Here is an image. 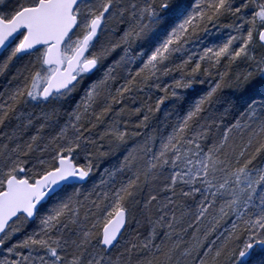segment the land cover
<instances>
[{
	"label": "snow or ice",
	"instance_id": "1",
	"mask_svg": "<svg viewBox=\"0 0 264 264\" xmlns=\"http://www.w3.org/2000/svg\"><path fill=\"white\" fill-rule=\"evenodd\" d=\"M0 78V264H264V0H0Z\"/></svg>",
	"mask_w": 264,
	"mask_h": 264
},
{
	"label": "trees",
	"instance_id": "2",
	"mask_svg": "<svg viewBox=\"0 0 264 264\" xmlns=\"http://www.w3.org/2000/svg\"><path fill=\"white\" fill-rule=\"evenodd\" d=\"M221 70H224V69H221ZM232 70H233V71H237V70H239V69L233 68ZM165 82L170 83L171 81H170V80H166ZM3 83H4V78H0V85H2ZM158 115L162 116V113H160V114H158ZM112 160L114 161V159H109L108 162H107V163H104L102 166H103V167H107L108 164H109V162L112 161Z\"/></svg>",
	"mask_w": 264,
	"mask_h": 264
},
{
	"label": "bare ground",
	"instance_id": "3",
	"mask_svg": "<svg viewBox=\"0 0 264 264\" xmlns=\"http://www.w3.org/2000/svg\"><path fill=\"white\" fill-rule=\"evenodd\" d=\"M109 163H115V160H114V161L112 160V161H110Z\"/></svg>",
	"mask_w": 264,
	"mask_h": 264
},
{
	"label": "rangeland",
	"instance_id": "4",
	"mask_svg": "<svg viewBox=\"0 0 264 264\" xmlns=\"http://www.w3.org/2000/svg\"><path fill=\"white\" fill-rule=\"evenodd\" d=\"M240 70V69H239Z\"/></svg>",
	"mask_w": 264,
	"mask_h": 264
}]
</instances>
